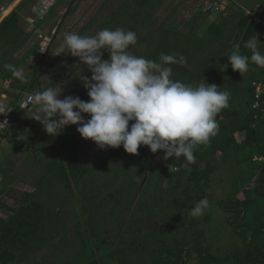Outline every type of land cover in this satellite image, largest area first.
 Returning <instances> with one entry per match:
<instances>
[{"label":"trees","instance_id":"1","mask_svg":"<svg viewBox=\"0 0 264 264\" xmlns=\"http://www.w3.org/2000/svg\"><path fill=\"white\" fill-rule=\"evenodd\" d=\"M10 1L0 0V7ZM64 1L59 0L44 17L35 20L34 26L26 16L36 0H20L1 19L0 93L3 81L10 80L7 95L13 96L11 107L19 105L17 101L25 92L53 87L64 74L70 76L66 86L70 96L89 99L77 77L83 71L90 78L91 72L79 65L78 57H68L43 84L55 36H50L42 51L35 29L50 20ZM165 1L125 0V4H117L108 20L96 24L93 17L77 34L91 36L119 27L136 33L139 45L129 47L136 56L157 62L161 54L184 56L187 67L168 65L172 79L192 85L205 80L231 94L229 106L215 117L217 133L196 148L194 162L184 157L164 160L163 151L153 154L146 146L136 155L128 154L121 146L109 148L90 163L82 157L75 125L56 137L32 140L27 149L33 150H27L26 158L33 164V178L27 188L13 186L20 176L11 173V164L1 172L0 197L13 198L14 203L0 199V264H55V256L66 249L75 251V260L64 264H264V92L259 106L254 107L251 85L253 80L264 79V67L249 62V70L242 76L232 70L227 58L237 44L240 53L250 57L252 52L245 44L256 37L258 50L264 54L262 27L231 0H226L220 12L201 8L178 21L171 11L159 19L157 10ZM171 5L172 0L166 7ZM75 8L72 5L66 16ZM62 17L51 30L60 26ZM31 57H36L33 63L28 61ZM103 59H108L106 51ZM17 71L22 75H14ZM237 132H244L239 141ZM157 155L155 169L147 174ZM220 168L228 171L231 190L218 204L238 243L214 252L204 244L200 217H191L189 212L196 202L207 198L209 206L202 218L209 217L211 180ZM90 174L92 178L86 183ZM66 213L72 215V230L68 229ZM158 217L162 218L160 225H156ZM42 250L47 251L44 261L36 257ZM140 253L146 263L135 262V254ZM192 258L194 262H190Z\"/></svg>","mask_w":264,"mask_h":264},{"label":"clouds","instance_id":"2","mask_svg":"<svg viewBox=\"0 0 264 264\" xmlns=\"http://www.w3.org/2000/svg\"><path fill=\"white\" fill-rule=\"evenodd\" d=\"M63 40L67 53L78 57L79 65L91 72L90 78L83 71L77 77L89 99H61L62 91L53 87L36 92L33 100L40 111L32 119L50 137L75 125L83 139L91 140L101 150L122 146L126 153L136 155L141 146H146L153 154L163 151L164 160L184 157L194 162L196 148L206 145L217 133L215 117L229 106L231 94L205 80L192 85L172 79L168 65L187 67L184 56L161 54L159 62L136 56L129 51L137 42L136 33L119 27L105 28L91 36L66 33ZM258 43L256 37L245 44L252 52L250 57L240 53L239 44L234 46L227 56L233 71L243 76L249 62L264 67ZM105 51L108 59H103ZM208 206V199H201L189 215L202 216Z\"/></svg>","mask_w":264,"mask_h":264},{"label":"rangeland","instance_id":"3","mask_svg":"<svg viewBox=\"0 0 264 264\" xmlns=\"http://www.w3.org/2000/svg\"><path fill=\"white\" fill-rule=\"evenodd\" d=\"M17 1L14 0V3H11L10 5L15 4V2ZM169 1L170 0H166L164 4L157 10L159 19L167 17L168 15H170L171 11H174L172 12L173 16H176L178 21H180L196 13L197 10H201V8H205L204 7L205 0H172V5L166 7ZM227 1L230 2V0ZM231 1L234 3L236 7L238 6L249 9L259 17L261 18L264 17V0H231ZM70 2L71 0H65L63 3L57 6L54 12V16L42 25L43 30L48 32V34L51 33V27L53 23L57 21L60 16H63ZM120 2L125 4V0H74L73 1V5L76 7L75 11L65 17V19L60 24L59 30H56V32L53 35L55 36V45L52 48L49 59L45 62L44 74L42 77L43 84H46L50 80V78L56 74L60 66L65 62V60L68 57L72 56L70 53H67L68 50H64L65 48L64 40H63L64 35L66 33L77 34L78 31L81 29V27L85 25L93 17H96V24L101 22V20H106V19L108 20L111 17L114 8ZM10 5H8V7ZM96 24L93 26V28L96 26ZM91 32L92 29H89L88 33L90 34ZM143 34L144 33H142V35ZM137 45H139V43L136 42L135 46ZM40 52L38 53L40 54ZM35 58L36 57H31L29 59V63H33L35 61ZM50 62L53 64H50ZM25 72H30V69H26ZM69 79L70 76L68 74H64L61 75L54 83L53 88H55L57 91H62L60 96L61 99H63L65 96L71 95L70 94L71 92L69 91L70 89H68L69 87L68 88L66 87L67 83L69 82ZM31 93L33 95L35 94L34 91H32ZM9 98L11 100L13 96L10 95ZM35 106L36 107L33 106L32 109L26 111L25 113L24 111L17 113L15 121L12 123L11 129L9 130V133L4 137L7 140L11 139L12 137L16 138L12 141V143L10 142L11 144H7L2 139H0V167H1L0 172H2V169H5L7 166L11 164L12 165L10 169L11 173H13L14 175L15 174L19 175L20 179L24 176L26 177L24 181H20V179L15 181L13 186L17 187V189L27 188V186L29 185V181H31L33 178L31 177L32 176L31 172L33 171V168L30 166L33 164H31L32 162L30 159L27 160L26 158L28 157V151L33 150V148L27 149L28 147H30L29 144L31 143L32 140H35V142H37L40 141V139H44L45 137L49 136L43 130L42 125L38 121L32 119L33 114L37 113L36 112L37 107L40 111V107L37 104H35ZM25 124H27L26 127L27 126L28 127L26 128V132L23 134L22 130L19 128L20 127L19 125L23 127ZM21 136L23 139H21ZM235 137L238 141L241 140L244 137V132L235 133ZM78 141L81 147L82 157L87 159L90 163L97 160L101 155H104V153L109 149V148L105 150L98 149L94 142H92L91 140H85L81 136L79 137ZM158 155L151 160L148 166V170L146 172L147 174L149 171L155 169L156 159ZM24 160L26 166H24L23 164ZM170 170L172 169L169 168V171ZM91 178H92V174L88 175V177H86L85 180L86 183L90 182ZM229 178L230 177L228 176V171L225 168H220L213 174L210 185V190L213 199L211 204L212 206L209 208V214H208L209 217L202 218V216H199L202 221L200 224V228H202L203 230L204 244L208 245L211 248V250L214 252H220V250L222 251L224 248L230 246L232 243L233 244L238 243V240H236L235 235L233 234L230 226L226 223L224 219L223 209L218 204L219 199L225 196L231 190ZM144 181L145 179L143 180V183ZM0 199L4 200L5 203L10 205L14 203V199L10 197H5V198L0 197ZM66 214H67L66 215L67 223L69 225L68 229L72 230V222H73L72 215L70 213H66ZM161 219H162L161 217H158L156 225L161 224L162 222ZM123 228L124 225L122 226L121 230H123ZM69 232H71L72 234V231ZM67 236L69 237L68 234ZM44 252L47 251L42 250L39 253H37L36 254L37 259L44 261L45 259L43 257ZM55 257H56L54 261L55 264H64L65 262L68 261L73 262V260H75V251L66 249L64 251L59 252V254ZM135 257H136L135 262L138 263L139 261H141L143 263H146V259L143 260L140 259L141 253L138 255L135 254ZM194 261L195 258H192L190 262H194Z\"/></svg>","mask_w":264,"mask_h":264},{"label":"built area","instance_id":"4","mask_svg":"<svg viewBox=\"0 0 264 264\" xmlns=\"http://www.w3.org/2000/svg\"><path fill=\"white\" fill-rule=\"evenodd\" d=\"M59 0H36L35 5L32 9V12L26 16V21L29 23L30 26H34V21L37 19H41L46 15V13L49 11V9L55 5ZM226 0H205L204 1V10H210L213 12H220L222 8L225 6ZM7 8L6 3L0 7V19L4 17V11ZM244 13L246 15L251 16V20L254 24L260 25L262 27L260 32V37L262 38L264 42V19L259 17L258 15L254 14L249 9L243 8ZM35 32L38 35V38H40V49L44 51L47 47L48 40L50 39V36L54 35L56 32V29H52L50 34L42 35L41 30L36 28ZM251 85L253 87V94H254V107H258L260 102L259 99L261 95L264 92V79L260 80H253L251 82ZM5 88L9 87L8 83L4 84ZM33 94L30 92H25L23 94L22 100L20 103L26 104V105H32L34 104L33 100ZM7 96L3 93L0 94V136H2L7 128L9 127L10 122L12 121L15 110L13 107L9 105V102H7ZM2 177L0 174V181Z\"/></svg>","mask_w":264,"mask_h":264},{"label":"crops","instance_id":"5","mask_svg":"<svg viewBox=\"0 0 264 264\" xmlns=\"http://www.w3.org/2000/svg\"><path fill=\"white\" fill-rule=\"evenodd\" d=\"M17 1V0H16ZM20 0H18L17 2H15V4H12L13 5V7L9 10V11H7L6 9H5V12H4V16L6 15V14H8L16 5H17V3L19 2ZM11 3H14V0H12V1H10V2H6V5H7V7H8V5H10ZM57 8V7H56ZM2 19V18H1ZM1 19H0V21H1ZM40 30H41V33H42V35H47L48 34V32H46L45 30H43V28L41 27L40 28ZM50 41H51V39H49L48 40V44L50 43ZM48 44H47V46H48ZM47 48V47H46ZM46 50V49H45ZM28 61H29V59H28ZM35 67H36V65L33 67V70L35 69ZM9 82H10V80H8V79H5L4 81H3V83H2V89H3V91L0 93V94H5L6 96H7V102H9L10 101V98H9V96L7 95V91L8 90H10L11 88H10V85H9V87L8 88H5L4 87V84L5 83H8L9 84ZM31 93V92H30ZM22 97H23V94H22V96H21V98L19 99V101H17L18 103H19V105H17V106H15V107H13V108H15L16 109V112H15V114H14V117H13V119H12V121L10 122V124H9V128H7V130L5 131V133L2 135V136H0V139H2L4 142H6L7 144H11L12 143V141L14 140V139H16V138H14V137H12L11 139H9V140H7V139H5L4 137H5V135H7L8 133H9V130L11 129V125H12V123L15 121V118H16V115H17V113L18 112H23L24 111V113L26 112V111H28V110H30V109H32L33 108V106L34 107H36L35 106V103L34 104H32V105H26V104H23V103H20V101L22 100ZM36 112H39V109H38V107H37V111ZM26 125L27 124H25L23 127L21 126V125H19L20 127V129L22 130V132H23V134L26 132V128L28 127H26ZM14 135V134H13ZM5 139V140H4ZM18 139V138H17ZM21 139H23L22 138V136H21ZM21 141V140H20ZM11 142V143H10ZM14 148H16V147H14ZM14 148H12V149H14ZM1 173V172H0ZM2 174V173H1ZM1 177H3V176H1Z\"/></svg>","mask_w":264,"mask_h":264},{"label":"water","instance_id":"6","mask_svg":"<svg viewBox=\"0 0 264 264\" xmlns=\"http://www.w3.org/2000/svg\"><path fill=\"white\" fill-rule=\"evenodd\" d=\"M73 1H74V0H71V2L69 3V5H68V7H67V9H66V11H65V13L63 14V17H62V19H61V22H62V21L65 19V17H66V15H67V12H68V10H69V9H70V7L73 5ZM59 27H60V26H58L56 30H58V29H59Z\"/></svg>","mask_w":264,"mask_h":264},{"label":"bare ground","instance_id":"7","mask_svg":"<svg viewBox=\"0 0 264 264\" xmlns=\"http://www.w3.org/2000/svg\"><path fill=\"white\" fill-rule=\"evenodd\" d=\"M12 7H13V5H10V6L7 8V11H9Z\"/></svg>","mask_w":264,"mask_h":264}]
</instances>
